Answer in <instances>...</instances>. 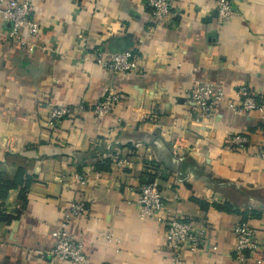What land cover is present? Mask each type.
Returning <instances> with one entry per match:
<instances>
[{"label": "crops", "instance_id": "obj_1", "mask_svg": "<svg viewBox=\"0 0 264 264\" xmlns=\"http://www.w3.org/2000/svg\"><path fill=\"white\" fill-rule=\"evenodd\" d=\"M40 25L32 50L8 37L0 17V178L20 183L0 198V264H72L50 261V231L71 200L88 213L68 231L82 241L88 264H264V246L246 260L234 254L233 225L243 219L264 244V115L236 113V90L248 85L264 105V0H238L220 22L216 0H172L161 24L144 0H34ZM23 33V32H22ZM25 34V33H24ZM94 48L131 49L141 73L115 74L84 60ZM195 81L220 87L225 103L209 118L188 105ZM111 87L120 99L97 119L89 112L51 128L42 107L91 103ZM246 134L248 148L230 149V135ZM127 156L120 169L90 175L69 188L60 176L92 170L96 161ZM152 181L169 206L194 224L205 223L206 250L173 261L160 216L137 213L138 185ZM132 186L133 191L127 188Z\"/></svg>", "mask_w": 264, "mask_h": 264}, {"label": "built area", "instance_id": "obj_2", "mask_svg": "<svg viewBox=\"0 0 264 264\" xmlns=\"http://www.w3.org/2000/svg\"><path fill=\"white\" fill-rule=\"evenodd\" d=\"M144 1L156 24H161L171 17L172 0ZM236 1L238 0H216L215 10L220 22L228 21L236 14ZM34 2V0H0V17L3 21L11 23L8 37L15 45H20L28 51L33 49L30 40L38 36L40 29L38 21L32 14ZM83 59L90 60L100 69L115 74L141 73V68H143L139 58L131 49L108 51L103 48H94L86 52ZM236 94L238 102L236 104L227 103L231 110L240 114L256 111L264 115V105L258 100L250 86L240 85ZM188 98L190 111L197 118L204 119L209 118L214 110L226 100L220 87L206 81H195L188 91ZM119 99L120 94L108 87L97 100L91 103L80 100L74 104H55L46 97L42 101V107L46 113L47 125L57 128L64 119L71 118L78 113L89 112L97 119L103 118L113 111ZM248 142L246 134L236 133L230 135L226 145L232 150L243 151L247 150ZM255 155L264 157V146H259ZM128 159L127 156H113L111 163L116 168L122 169L128 164ZM90 175L99 179L100 173L95 169L87 171L74 168L60 176V180L66 187L77 188L78 185L86 184ZM127 190L133 191V187L130 186ZM136 190L138 192L137 213L142 218L160 216L161 222L165 225L164 247L173 261H180L185 251L197 254L206 250L207 225L205 223L196 225L191 220L169 212V206L179 202L176 193L172 197L173 200L164 197L155 181L138 185ZM86 202L71 198L61 220L50 231L53 245L47 255L51 262L67 261L72 264H88L82 241L74 238L68 231L72 220L89 212ZM232 231L235 238L234 254L237 260L243 262L252 254L262 250L264 244L258 239L257 231L247 221L237 220Z\"/></svg>", "mask_w": 264, "mask_h": 264}, {"label": "trees", "instance_id": "obj_3", "mask_svg": "<svg viewBox=\"0 0 264 264\" xmlns=\"http://www.w3.org/2000/svg\"><path fill=\"white\" fill-rule=\"evenodd\" d=\"M110 167H111V161L105 157L100 158L99 161H96L94 164L95 170L99 172L110 171ZM81 169L82 168L80 167V169L78 170H81ZM23 177H24V173L21 171L20 172L18 171L16 177L13 180H4L0 178V198L5 197L9 189L16 187L20 183ZM151 181H152V176H150L149 179L145 180V182L147 183ZM3 219H8V218H6L5 215L0 213V221H2Z\"/></svg>", "mask_w": 264, "mask_h": 264}]
</instances>
